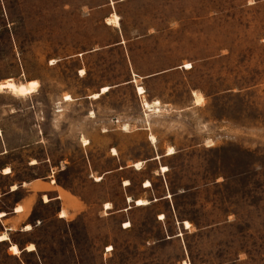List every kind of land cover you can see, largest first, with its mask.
Segmentation results:
<instances>
[{
  "label": "rangeland",
  "instance_id": "obj_1",
  "mask_svg": "<svg viewBox=\"0 0 264 264\" xmlns=\"http://www.w3.org/2000/svg\"><path fill=\"white\" fill-rule=\"evenodd\" d=\"M7 78L22 264H264V0H0Z\"/></svg>",
  "mask_w": 264,
  "mask_h": 264
},
{
  "label": "crops",
  "instance_id": "obj_2",
  "mask_svg": "<svg viewBox=\"0 0 264 264\" xmlns=\"http://www.w3.org/2000/svg\"><path fill=\"white\" fill-rule=\"evenodd\" d=\"M139 87L142 86L138 85L137 90ZM100 93H104V92H99V96ZM156 102L159 103L158 100L155 101V103ZM147 103L149 104V102ZM8 152L9 151L7 148L2 149L0 151V156H4L5 154H8ZM45 161L46 160H44V162ZM35 164L37 163H33V165ZM52 170L53 168L51 167V171ZM0 177L7 179V184H5L4 186L0 184V244L5 246L4 250L0 251V264H2L3 255L14 256L17 260L19 259L15 264H22V262H20L22 261L21 258L22 254L24 253L31 254L37 252L36 242L28 241L22 243L19 240H15L13 237L30 236V232L33 231L34 228L38 226V224L36 222L35 225L32 220L31 221L29 220L31 212H30V204L27 199V196L20 197L18 196V194L21 190L25 188L27 191L31 190V187L34 186V183L38 181H44L46 184H50V188L53 189L52 187L53 183L52 180L50 179L51 175L48 172L46 173V175L34 177L29 180H25V179L16 180L15 172L12 166H10L9 164H5L0 168ZM43 195L45 196L48 195V197H50L48 191L44 192ZM138 199H142V198H138ZM45 201L49 203L51 200L46 199ZM27 226H29L30 229H28ZM4 236L7 237V239H1ZM30 244H34L35 249L28 250L27 247ZM13 245H16L18 247L19 249L18 253L12 252Z\"/></svg>",
  "mask_w": 264,
  "mask_h": 264
},
{
  "label": "bare ground",
  "instance_id": "obj_3",
  "mask_svg": "<svg viewBox=\"0 0 264 264\" xmlns=\"http://www.w3.org/2000/svg\"><path fill=\"white\" fill-rule=\"evenodd\" d=\"M107 20H108V23L109 22H114L116 25L119 23L117 15H113V17H110ZM185 67L186 68H190L191 64L190 63H186ZM37 86H38V82L36 80H30V81L26 82V84H22V83L17 84L12 78H7V79H5L3 81H0V90H9V91H11V92H13L15 94H18V95H26V94L33 93L36 90ZM108 89H109V87L105 86V87L102 88L101 92H106ZM138 92L139 93H143L144 89L142 87H139L138 88ZM98 96H99V93H95V94L92 95V97H95V98L98 97ZM65 99L69 100V99H71V96L70 95H66ZM156 103H158V102H156ZM145 106L150 107V104L145 102ZM0 134H1V131H0ZM152 138L154 139L153 136H152ZM86 143H87V141H86ZM113 151L115 152L114 149H113ZM171 153H173V148H169V150H168V154H171ZM140 164H141L140 162H137L135 164V166L137 168H140ZM166 169L167 168L165 166H163V170H166ZM98 179H100V178H98ZM150 185H151L150 181H146L145 186L148 187ZM128 201H131L130 197H128ZM136 203H137V205H146L148 203V201L146 199H137ZM105 206H106L107 209L111 208L110 203H106ZM185 223H186L187 226L190 225L189 222H187V221ZM27 228L30 229L29 226H27ZM1 239H7V237L4 236ZM27 249L28 250L35 249L34 244H30L27 247ZM110 249H111V247H108V250H110ZM12 252H14V253H18L19 252V249H18V247L16 245H13Z\"/></svg>",
  "mask_w": 264,
  "mask_h": 264
}]
</instances>
